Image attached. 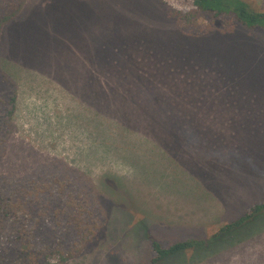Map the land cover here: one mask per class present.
Wrapping results in <instances>:
<instances>
[{"label": "rangeland", "instance_id": "obj_1", "mask_svg": "<svg viewBox=\"0 0 264 264\" xmlns=\"http://www.w3.org/2000/svg\"><path fill=\"white\" fill-rule=\"evenodd\" d=\"M247 1L264 11V0ZM187 10L26 0L1 27L0 131L12 133L0 178L46 191L25 199L28 240L0 232V259L150 264L151 239H205L170 263L264 264V214L230 236L207 232L216 216L230 223L264 203V32L231 21L230 33L187 34L172 15ZM98 130L108 158L92 151ZM89 184L102 212L90 207L86 221L100 229L58 263L54 250L76 240L68 195L90 203Z\"/></svg>", "mask_w": 264, "mask_h": 264}, {"label": "trees", "instance_id": "obj_2", "mask_svg": "<svg viewBox=\"0 0 264 264\" xmlns=\"http://www.w3.org/2000/svg\"><path fill=\"white\" fill-rule=\"evenodd\" d=\"M26 0H0V29L10 21L20 11ZM164 2H173L180 5H185L188 10L185 12L174 11L172 15L179 28L187 34H206L212 31H220L222 34L232 31L231 21H235L248 30L260 29L264 32V11L256 10L247 0H161ZM209 17V23L201 25L203 17ZM225 20L224 26H217L219 21ZM15 102V100H14ZM97 138L94 141L92 151H103L102 157L108 158L107 135L105 136L102 130L97 131ZM11 130L0 131V156L3 155L5 143L8 140ZM95 147V149H94ZM109 176L103 177L102 183ZM59 183V190L63 192V184ZM105 186V184H102ZM107 188V186H105ZM88 191L85 192L91 197V202H86L87 199L83 194L76 193V198L72 194L68 195L67 206L72 210L69 216V224L73 227L76 233V240L68 249L54 250L55 261L65 263L76 257L83 249L84 245L89 242L97 230L100 229V224L95 220L86 219L91 215L90 207H96L101 211L98 200L96 199L97 189L94 185L89 184ZM34 190V192H33ZM46 191L39 189L38 184H34L30 179H14L5 180L0 178V232L3 230L11 231L18 240H28L32 232L28 229L25 218L28 216L25 199L27 194H38ZM102 212V211H101ZM264 214V203L253 205L239 219L223 224L212 236L213 240L219 235L230 236L233 232L245 228L253 222L258 216ZM206 240H186L173 243L168 247L151 239V249L153 257L150 264H171L172 259L177 256H185L188 251L199 250L206 248ZM198 250V251H199ZM197 251V250H196ZM0 264L6 263L0 259ZM44 264H50L48 262Z\"/></svg>", "mask_w": 264, "mask_h": 264}, {"label": "crops", "instance_id": "obj_3", "mask_svg": "<svg viewBox=\"0 0 264 264\" xmlns=\"http://www.w3.org/2000/svg\"><path fill=\"white\" fill-rule=\"evenodd\" d=\"M169 200H170V197H168V202H169ZM231 222H233V221H230V223ZM221 224H222V219H219L218 216H216L213 220V225L211 226V228H210L209 224L207 225V228L209 229V231H207V232H209L210 234H212L211 232L214 233L223 225V224L222 225Z\"/></svg>", "mask_w": 264, "mask_h": 264}]
</instances>
